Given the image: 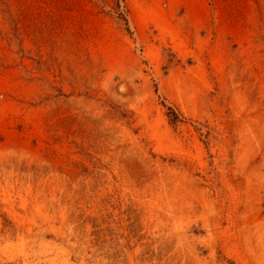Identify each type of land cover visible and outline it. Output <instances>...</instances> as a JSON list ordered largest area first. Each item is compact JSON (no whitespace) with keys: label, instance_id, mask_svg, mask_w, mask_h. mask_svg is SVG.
Instances as JSON below:
<instances>
[{"label":"rangeland","instance_id":"rangeland-1","mask_svg":"<svg viewBox=\"0 0 264 264\" xmlns=\"http://www.w3.org/2000/svg\"><path fill=\"white\" fill-rule=\"evenodd\" d=\"M0 264H264V0H0Z\"/></svg>","mask_w":264,"mask_h":264}]
</instances>
